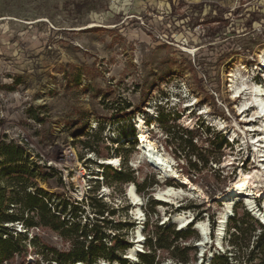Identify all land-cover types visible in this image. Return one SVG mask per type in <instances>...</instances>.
Returning <instances> with one entry per match:
<instances>
[{
	"label": "rangeland",
	"instance_id": "1",
	"mask_svg": "<svg viewBox=\"0 0 264 264\" xmlns=\"http://www.w3.org/2000/svg\"><path fill=\"white\" fill-rule=\"evenodd\" d=\"M262 56L264 0H0V144L24 149L27 163L16 165H36L44 181L35 183L54 201L85 209L82 227L96 223L98 209L87 202L100 199L109 222H98L107 235L102 242L126 245L118 256L127 264H140L141 254L154 256L153 264H178L170 250L148 246L159 239L171 244L172 231L187 235L176 243L190 249L185 264H213L211 254L227 256L228 264L264 263V227L243 204L234 207V221L225 229V254L213 245L215 219L239 181L260 200L258 207L263 202V158L251 144L257 133L248 132L245 122L253 111L242 115L243 97L233 98L241 80L264 86ZM100 126L97 144L88 135ZM190 138L194 152L182 151ZM88 141L98 154L84 149ZM141 144L166 160L172 177L142 159ZM4 161L0 157V172L13 167ZM119 173L130 179L121 181ZM11 177H0L5 198ZM131 185L141 201V222L127 196ZM166 187L185 196L164 203L156 194ZM177 213L208 219L212 243L203 258L194 225L179 231L168 221ZM138 228L141 243L135 242ZM233 229L241 237L236 244ZM23 235L27 257L11 264H54L36 256L28 244L32 237L69 249L47 229ZM135 247L132 261L127 256ZM101 261L119 264L103 258L96 264Z\"/></svg>",
	"mask_w": 264,
	"mask_h": 264
},
{
	"label": "trees",
	"instance_id": "2",
	"mask_svg": "<svg viewBox=\"0 0 264 264\" xmlns=\"http://www.w3.org/2000/svg\"><path fill=\"white\" fill-rule=\"evenodd\" d=\"M164 122V120H161ZM145 132L147 133L146 126ZM104 131V127L100 126L96 132L88 137L92 138L95 143H101L103 138L101 133ZM182 133L192 135V132L182 130ZM124 138H126L124 136ZM181 140V138H180ZM84 149L91 153L98 154L96 148L88 141L84 143ZM221 146H218L220 148ZM191 150L194 152V146L191 142V138L183 141L182 151ZM24 149L18 146H5L0 144V157L5 158L4 163L10 164L13 167L2 170L0 177L12 176L11 180L13 185L10 186V196L6 198L0 195V264H11L15 257L20 256L22 261L25 260L28 254L27 249V237L23 234H27L30 229L43 228L52 231L63 241L69 245V249L66 251H60L46 245H41L38 242L37 237H32L28 244L33 249L37 248L36 256L44 261H51L54 264H96V260L103 258L108 262L117 261L119 264H127V261L119 257V252L124 251L126 245L120 246L119 249L113 247V245L107 247L102 242L107 239V235L101 230L98 222L109 224L103 217L104 206H102L100 199L91 198L87 202L88 207L92 210L97 208L95 213L96 223L91 225L81 226L79 218L83 216L84 210H81L77 205L70 206L64 201H59L46 193L42 189H39L35 183V179L44 181V178L40 177L36 165L31 164L29 167H21L16 165L17 163H27L24 159ZM192 169L197 171V166L192 165ZM119 173L118 177L121 181H127L130 177H121ZM34 190L33 192L28 191ZM141 190V189H140ZM9 205L12 206L14 211L9 209ZM70 211H68L69 208ZM103 218V219H100ZM89 221V219H88ZM20 226L26 232L17 233V227ZM171 236L173 242L168 245H163L159 239L152 245L148 246L155 249L170 250L173 258L178 264L187 263L186 253L190 249L187 247L180 248L176 243L178 239L186 238L187 235L172 231ZM116 243L114 246L120 245L116 239H112ZM240 237L233 238V244L239 242ZM176 244V245H175ZM259 249V247L256 245ZM262 253L264 254V245H262ZM153 257L147 254L139 255L140 264H153ZM213 264H228L225 258H218L213 260ZM264 264V263H261Z\"/></svg>",
	"mask_w": 264,
	"mask_h": 264
},
{
	"label": "bare ground",
	"instance_id": "3",
	"mask_svg": "<svg viewBox=\"0 0 264 264\" xmlns=\"http://www.w3.org/2000/svg\"><path fill=\"white\" fill-rule=\"evenodd\" d=\"M262 63L264 67V56H262ZM233 93H234L233 96L234 99L240 98L241 96L243 97L242 98L243 102L241 103V106L239 108V111L241 112L242 115L248 112L249 110L253 111L251 118L245 122L248 123V128H247L248 132L257 133L256 138L254 137L251 138V142H252L251 144H253L254 150L257 153L258 157L260 159L263 158L261 162L263 163L262 166H264V86L249 85L247 84L246 81L241 80L239 86H236L234 88ZM210 121L215 123L213 119H210ZM140 150H141L142 159L144 158L146 160H149L153 165L152 167L156 168L161 174H166L167 176L172 177V173L167 169V162L162 156L155 154L152 151V149L146 144H141ZM169 177H165V178H169ZM244 188L245 186L243 185V183L239 181L235 185V188L231 190L228 193V195L225 197L223 205L218 212V216L216 217L217 221L215 227V240L213 244L215 250L217 251L223 249L222 239L225 233V223H226V219L232 214V209L234 204L238 202L243 204L246 210L250 213L251 217L257 220L259 223L264 224V198L261 207H258L256 205V199L253 194V191L244 190ZM262 195L264 196V193ZM127 196L129 200L132 202V204L135 207H137V209L134 212L135 218L140 222L143 221L141 210L140 208H138L141 205V201L135 193L134 186L131 185L127 189ZM184 196L185 193L182 189L171 188V187H166L164 188V190L159 191L156 194L158 200L167 204H171V203L175 204V201L177 202V200H181ZM168 221H171L172 224L177 225L179 230H183L184 228H186L191 224L194 225V229L195 231H197L200 238L199 241L197 242V246L201 250L200 257H203V255L206 253V248H208V245L210 246L212 243L211 238L209 237L210 230H209L208 220L195 221L191 213H180V214L177 213L174 216H171V218L168 219ZM135 234H136L135 236L136 243H141L144 241L141 233V228H138ZM136 252H137L136 247L131 249L127 256L128 259L132 261H136L134 258ZM211 259H212V254L210 255V260ZM75 264H81V263H75ZM100 264H107V263L101 261Z\"/></svg>",
	"mask_w": 264,
	"mask_h": 264
},
{
	"label": "built area",
	"instance_id": "4",
	"mask_svg": "<svg viewBox=\"0 0 264 264\" xmlns=\"http://www.w3.org/2000/svg\"><path fill=\"white\" fill-rule=\"evenodd\" d=\"M231 142H233V140L231 141ZM230 142V143H231ZM65 155H66V157L67 158H72L73 157V153H72V151H67L66 153H65ZM240 167L242 168L243 167V163H241L240 164ZM101 195H100V198H105V196L106 195H104L103 194V192H101L100 193ZM87 200V198H86V195H84L80 200H77L76 202L79 204V203H82L83 201H86ZM257 201H260V200H257ZM256 201V202H257ZM239 204H241V203H236V204H234V206H233V209H234V207H236L237 205H239ZM260 206V205H259ZM233 209H232V214H231V216H229L227 219H226V223H225V229H226V227H227V224H228V222H232V221H234V214H233ZM246 209V208H245ZM247 211V210H246ZM248 212V211H247ZM249 213V212H248ZM250 214V213H249ZM208 220V219H207ZM263 227H264V224L263 223H260ZM192 225V224H191ZM191 225H189V226H191ZM189 226H187V227H189ZM215 227H216V219H215ZM233 230H235V229H233ZM180 231V230H179ZM197 232V231H196ZM235 234V235H234ZM231 236H237L238 238L240 237V234H239V232H237L236 230L234 231V233H232V235ZM210 237V236H209ZM211 238V237H210ZM224 238H225V233H224V237H223V239H222V241L224 240ZM241 238V237H240ZM232 241V240H231ZM218 253V252H217ZM216 253V256H218V254ZM220 253H222L223 255L225 254V252L223 251V250H221L220 251ZM230 258H232V256H229ZM201 258H203V257H201ZM223 258V257H222ZM225 259L227 258V256H225L224 257ZM212 259L214 260L215 259V257L213 258L212 257ZM211 259V260H212ZM231 264V263H230ZM243 264H247L246 262H244ZM249 264H251V262H249Z\"/></svg>",
	"mask_w": 264,
	"mask_h": 264
},
{
	"label": "water",
	"instance_id": "5",
	"mask_svg": "<svg viewBox=\"0 0 264 264\" xmlns=\"http://www.w3.org/2000/svg\"><path fill=\"white\" fill-rule=\"evenodd\" d=\"M100 263V262H99Z\"/></svg>",
	"mask_w": 264,
	"mask_h": 264
}]
</instances>
